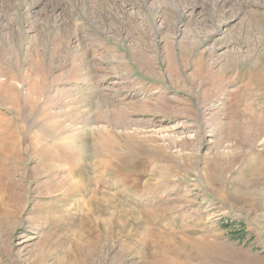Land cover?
Listing matches in <instances>:
<instances>
[{"label":"rangeland","instance_id":"obj_1","mask_svg":"<svg viewBox=\"0 0 264 264\" xmlns=\"http://www.w3.org/2000/svg\"><path fill=\"white\" fill-rule=\"evenodd\" d=\"M0 264H264V0H0Z\"/></svg>","mask_w":264,"mask_h":264}]
</instances>
